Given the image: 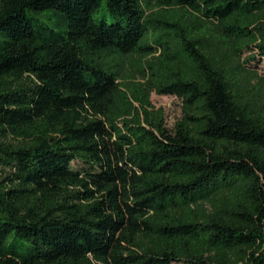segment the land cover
<instances>
[{
	"label": "trees",
	"instance_id": "1",
	"mask_svg": "<svg viewBox=\"0 0 264 264\" xmlns=\"http://www.w3.org/2000/svg\"><path fill=\"white\" fill-rule=\"evenodd\" d=\"M148 2L0 0V264H264V88L227 69L264 57V0H153L217 59ZM152 88L183 101L171 128Z\"/></svg>",
	"mask_w": 264,
	"mask_h": 264
},
{
	"label": "rangeland",
	"instance_id": "2",
	"mask_svg": "<svg viewBox=\"0 0 264 264\" xmlns=\"http://www.w3.org/2000/svg\"><path fill=\"white\" fill-rule=\"evenodd\" d=\"M144 14L146 17L152 16L153 14H165L169 17L176 16L181 18V20L185 22L184 24L190 28V32L195 35L197 39H199L200 48L207 51L211 50L212 53H216V55L213 53L216 59L219 57L220 50L218 37L211 34L206 28H204V32H202L200 30L202 28L201 25L199 26L197 20L193 18L191 13L176 7L164 9L154 5L153 0H150V2L145 5ZM53 18H56V16L53 15ZM170 38L175 45L176 37L174 35H170ZM245 57L246 54L239 59L232 58L229 60L227 66L228 76L234 85V90H238V93H242L244 97L261 93L264 88V57H262L259 61H252L251 67L242 63V60ZM108 58L115 59L116 56L112 55L108 56ZM116 60L119 62L114 66L119 69V79L122 81V84L129 96L133 97V94L138 95L137 93L140 90L138 84L142 81V79L140 78L139 72H137V68L141 66L142 62L129 57H117L115 61ZM240 84L244 88L241 87ZM141 103L148 110V114L152 113L150 115L157 114L158 116H161L163 122L168 128H171L175 123L182 119L184 108L183 101L177 96L162 94L157 92L155 88H152L146 94L141 96ZM135 105L141 106L138 101L135 102ZM143 117L144 114L142 113V118ZM74 166H79V164L75 163ZM173 264L183 263L174 262Z\"/></svg>",
	"mask_w": 264,
	"mask_h": 264
}]
</instances>
